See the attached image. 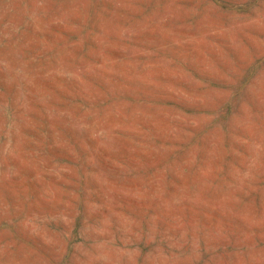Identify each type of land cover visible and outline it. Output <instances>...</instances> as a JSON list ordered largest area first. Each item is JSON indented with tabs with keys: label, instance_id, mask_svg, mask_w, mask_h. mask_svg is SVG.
Listing matches in <instances>:
<instances>
[{
	"label": "rangeland",
	"instance_id": "374dc122",
	"mask_svg": "<svg viewBox=\"0 0 264 264\" xmlns=\"http://www.w3.org/2000/svg\"><path fill=\"white\" fill-rule=\"evenodd\" d=\"M0 264H264V0H0Z\"/></svg>",
	"mask_w": 264,
	"mask_h": 264
}]
</instances>
